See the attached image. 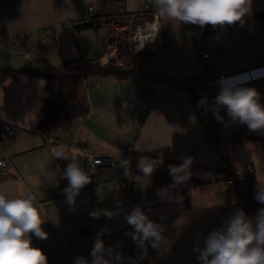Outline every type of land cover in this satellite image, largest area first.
<instances>
[{"label":"crops","instance_id":"1","mask_svg":"<svg viewBox=\"0 0 264 264\" xmlns=\"http://www.w3.org/2000/svg\"><path fill=\"white\" fill-rule=\"evenodd\" d=\"M145 1H150L152 11L142 10ZM88 5L95 12L91 25L76 27L74 19ZM259 11H264V0H252L243 26L214 28L173 26L157 15L153 0H0V43L13 54L44 61L57 71L70 61L82 67L88 63L124 64L116 46L124 33L151 20L161 28L159 48L139 68L150 76H93L79 83L80 97L89 109L86 117L111 133L119 147L105 143L83 124L84 119L69 120L49 136H42L35 129L43 117L46 80L21 73L0 82V121L11 125L10 131L0 133V160H5L0 166V185L8 198H23L31 192L44 206L42 215L46 214L47 221L42 228L48 238L33 236L32 243L44 251L48 264H74L79 257L91 261L94 240L102 229L107 232L100 238L106 248L115 246L114 253L122 257L120 264H201L193 249L202 248L207 235L232 215L231 188L215 179L217 163L225 162L233 169L252 163L255 173L249 178L256 185V175L264 178V138L246 139L253 131L231 121L226 109L215 108L214 100L211 110L198 107L202 98L219 92L218 85H208L202 75L208 80L238 77L242 86L256 88L264 103V25L253 20ZM52 23L56 25L48 33L45 28ZM203 52L209 56L202 57ZM148 88L153 110L143 113L142 94ZM214 111L222 119L217 127L207 126L205 121L210 115L215 117ZM238 133L243 140L222 143ZM129 143L137 153L166 152L159 159L165 171L170 164L192 158L191 178L203 182L189 190L188 204L180 185L155 186L129 175L124 177L128 187L119 182L113 185L110 180L116 169L108 166L99 169L101 183L83 187L70 207L64 193L69 182L55 156L86 147L94 155L119 157ZM94 144L103 146L105 152L93 149ZM148 148L152 151H146ZM51 172L56 174L54 181ZM163 189L167 193L158 194ZM136 206L163 226L170 246L157 250L148 244L145 251L133 241L134 229L124 217ZM97 209L118 214L90 216Z\"/></svg>","mask_w":264,"mask_h":264},{"label":"clouds","instance_id":"2","mask_svg":"<svg viewBox=\"0 0 264 264\" xmlns=\"http://www.w3.org/2000/svg\"><path fill=\"white\" fill-rule=\"evenodd\" d=\"M157 15L167 18L179 25L192 24L200 27L243 26L244 17L251 13L252 0H153ZM244 82L238 77H222L218 82L219 92L214 99L215 108H224L227 116L233 122L247 125L249 131L264 133V103L261 94L254 87L242 86ZM207 98H202L198 107L205 105ZM218 120V111H214ZM194 119V118H193ZM146 151H152L151 148ZM55 158L68 159L63 171V177L68 180L64 189L66 203L72 207L81 189L91 183V176L85 171L76 155H57ZM192 158L182 159L179 165L168 166L172 178L171 187L186 184L192 173L190 171ZM120 167L124 175L131 174V160L123 159ZM158 168V162L151 156L140 155L137 159V169L145 179H150ZM52 181L55 172L50 173ZM255 198L264 205V178L257 176ZM167 193V189L158 190ZM182 199V198H180ZM44 206L29 192L25 197L8 198L6 189L0 185V264H48L47 255L40 248L34 247L32 237L47 239L48 234L42 225L47 216L42 215ZM103 214L109 218L118 213L107 209H97L90 213L93 218ZM126 223L134 231L131 237L139 247L146 251L148 244L154 249L170 246V241L164 236V228L149 218L141 209L134 207L124 217ZM107 232L102 229L94 240L91 250V261L79 257L74 264H120L122 257L114 253V247L106 248L100 238ZM110 234V233H108ZM198 253L197 260L201 264H264V207L257 210L256 216L251 218L242 209H237L224 224L210 232L202 248L193 249Z\"/></svg>","mask_w":264,"mask_h":264},{"label":"trees","instance_id":"3","mask_svg":"<svg viewBox=\"0 0 264 264\" xmlns=\"http://www.w3.org/2000/svg\"><path fill=\"white\" fill-rule=\"evenodd\" d=\"M253 20L257 23L264 25V11H259L253 17ZM236 24H239L236 23ZM90 23L79 25L76 27H88ZM229 27V26H226ZM215 27V28H226ZM151 53L139 54L132 58L130 65H121L114 62H105L102 64L88 63L84 67L75 61L65 62L62 70H55L46 62L41 63L46 67L52 69V73L44 75L33 71L19 72L14 69H0V82H3L8 77H16L21 73H27L29 75L42 76L46 80V89L48 91L47 97L44 100L42 106L43 117L35 129V131L42 136H49L53 131L61 128L65 122L72 119H84L86 118L89 109L88 105L83 102L79 94V83L84 78L93 76H115L118 79H126L139 74V68L144 65L150 59ZM264 64V55L262 56ZM264 66V65H263ZM133 135V138L135 137ZM241 134H235L233 136L235 141L243 140L239 139ZM236 137V138H235ZM264 138V133L253 132L246 139H261ZM131 143H129V146ZM166 152L155 151L151 153H137L133 149L128 148L125 152L123 159L131 160V174L129 175L133 179L136 177H142V174L137 169V159L140 155L151 156L154 159H162L166 157ZM124 173V170L121 168ZM148 180V179H145ZM155 186L173 183L172 178L169 175V171L158 169L150 177ZM203 181L190 178L186 184L180 185L184 193V201L188 204V192L192 187H195ZM256 183L253 179L248 178L244 182L235 180L234 189L237 197L233 205L229 206L231 213L233 214L237 209L242 208L249 217L254 218L257 210L264 207V205L258 203L255 198L256 195Z\"/></svg>","mask_w":264,"mask_h":264},{"label":"built area","instance_id":"4","mask_svg":"<svg viewBox=\"0 0 264 264\" xmlns=\"http://www.w3.org/2000/svg\"><path fill=\"white\" fill-rule=\"evenodd\" d=\"M141 8L144 11H152V6L150 1H145L141 4ZM94 7L92 5H88L84 11H82L75 19L74 25H84L90 22L91 18L94 16ZM7 14L3 15V19H6ZM64 26V23H61ZM56 24L47 25L45 30L49 33L55 27ZM161 34V28L157 21L151 20L148 22H144L143 24H138L133 28H130L119 41L116 43L118 52H120V60L124 62L121 65H130L132 58L139 54L151 53L159 48L157 43L158 38ZM25 57H28L29 54L27 52H22ZM202 57L207 58L209 53H201ZM119 61V59H116ZM118 64V63H117ZM202 81H206L208 85H218L217 82L220 78H215L208 80L206 75H202ZM218 93H212L207 98V103L204 105L207 109L211 110L212 102ZM153 110L152 103V90L150 88L145 89L142 94V105L141 112L149 113ZM221 120L210 115L205 124L210 127H217ZM11 130L10 123L0 121V133L7 132ZM236 138V137H235ZM235 142L234 138L231 137L228 140L222 141V143H233ZM127 147L123 153L119 155V157H111V156H98L89 152L86 147H80L75 152H70L69 156L76 155L78 156L79 163L81 167L89 173L91 176V185L101 183L99 177V169L101 167H114L116 169L114 176L110 180L111 184H115L117 182L120 183L123 187H128L129 182L124 179L125 175L121 171L120 161L123 160V156L125 152L128 150ZM216 146L213 147L215 149ZM131 149V148H130ZM59 155H65L64 152ZM167 155V154H166ZM59 164L62 167V171L66 168L67 164L70 163L68 159L58 158ZM158 162V169H161V165L159 163V159H156ZM5 165V160H0V166ZM255 173V167L252 163H248L245 168L241 169H233L229 166V164L225 162H219L216 165V175L215 179L217 181L223 182L227 187L231 188L230 193V201L229 206L233 205L236 201V191L234 189L235 180L240 182H244L249 177L253 176Z\"/></svg>","mask_w":264,"mask_h":264},{"label":"water","instance_id":"5","mask_svg":"<svg viewBox=\"0 0 264 264\" xmlns=\"http://www.w3.org/2000/svg\"><path fill=\"white\" fill-rule=\"evenodd\" d=\"M14 69L19 72H29L33 71L36 73L49 75L52 73V69L49 67H46L41 62L36 60H28L25 58H22L20 55L13 54L12 51H10L7 47H5L2 43H0V69L6 70V69ZM151 73L149 72H139V76H150ZM160 77L170 78L178 83H183L182 80L172 78L165 76L161 73L158 74ZM83 124L88 127L90 130H92L95 135H97L99 138L107 141L108 143L120 146L118 141L115 139L111 133H109L105 128L100 126L99 124L95 123L91 118L86 117L83 120ZM133 181L130 182V190L132 189Z\"/></svg>","mask_w":264,"mask_h":264},{"label":"rangeland","instance_id":"6","mask_svg":"<svg viewBox=\"0 0 264 264\" xmlns=\"http://www.w3.org/2000/svg\"><path fill=\"white\" fill-rule=\"evenodd\" d=\"M95 64H97V63H95ZM105 141V140H104ZM105 143H108L107 141H105ZM110 144V143H109ZM109 144H106V145H109ZM91 146V145H90ZM92 148L94 149H97V150H99L100 152H102V153H104L105 152V149H104V147L103 146H99V145H97V144H94V146H92Z\"/></svg>","mask_w":264,"mask_h":264}]
</instances>
